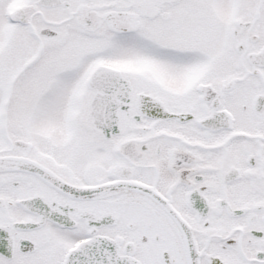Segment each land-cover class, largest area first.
<instances>
[{
	"label": "snow or ice",
	"instance_id": "obj_1",
	"mask_svg": "<svg viewBox=\"0 0 264 264\" xmlns=\"http://www.w3.org/2000/svg\"><path fill=\"white\" fill-rule=\"evenodd\" d=\"M0 264H264V0H0Z\"/></svg>",
	"mask_w": 264,
	"mask_h": 264
}]
</instances>
